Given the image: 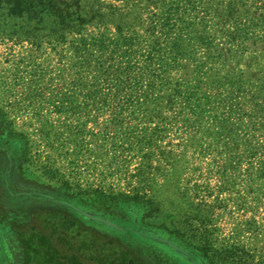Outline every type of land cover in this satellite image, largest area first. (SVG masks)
<instances>
[{
  "label": "rangeland",
  "instance_id": "1",
  "mask_svg": "<svg viewBox=\"0 0 264 264\" xmlns=\"http://www.w3.org/2000/svg\"><path fill=\"white\" fill-rule=\"evenodd\" d=\"M24 262L264 264V0H0V264Z\"/></svg>",
  "mask_w": 264,
  "mask_h": 264
},
{
  "label": "water",
  "instance_id": "2",
  "mask_svg": "<svg viewBox=\"0 0 264 264\" xmlns=\"http://www.w3.org/2000/svg\"><path fill=\"white\" fill-rule=\"evenodd\" d=\"M80 215H82V216H84L85 218H87V219H90V220H94V221H100V220H97V219H95V218H93V217H90L89 215H87V214H85V213H83V212H80V211H77ZM169 245H171L170 243H168ZM172 247H174L173 245H171Z\"/></svg>",
  "mask_w": 264,
  "mask_h": 264
},
{
  "label": "trees",
  "instance_id": "3",
  "mask_svg": "<svg viewBox=\"0 0 264 264\" xmlns=\"http://www.w3.org/2000/svg\"><path fill=\"white\" fill-rule=\"evenodd\" d=\"M20 237V236H19ZM22 244H23V246H25V248H26V250H27V246L25 245V242L24 241H22ZM25 254H27V252L25 253ZM41 260H43V261H46L45 259H41ZM47 262V261H46ZM24 264H26L25 262H24Z\"/></svg>",
  "mask_w": 264,
  "mask_h": 264
}]
</instances>
